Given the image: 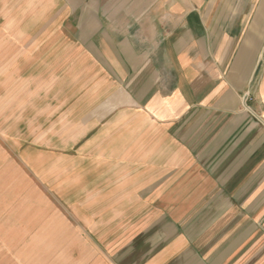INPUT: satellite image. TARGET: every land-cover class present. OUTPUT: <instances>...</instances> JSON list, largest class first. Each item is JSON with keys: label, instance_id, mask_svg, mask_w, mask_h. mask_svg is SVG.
<instances>
[{"label": "crops", "instance_id": "crops-1", "mask_svg": "<svg viewBox=\"0 0 264 264\" xmlns=\"http://www.w3.org/2000/svg\"><path fill=\"white\" fill-rule=\"evenodd\" d=\"M36 7L0 29V264H264V0Z\"/></svg>", "mask_w": 264, "mask_h": 264}, {"label": "rangeland", "instance_id": "rangeland-1", "mask_svg": "<svg viewBox=\"0 0 264 264\" xmlns=\"http://www.w3.org/2000/svg\"><path fill=\"white\" fill-rule=\"evenodd\" d=\"M47 3H48V0H0V29L1 28L3 29V27L7 23L6 18H8V17L5 16L6 18H3V13L5 14V11H6V13H9L10 11H16V9H20L19 11H16L14 13L15 15L16 14L19 15V16H15V19L20 20V19L28 18V17H26L27 14L25 15V12L27 13V11H30L29 10L30 8H32V9L37 8L36 7L37 5H39L41 8L46 7ZM59 3H60L59 1L58 2L56 1V7H58ZM23 13L25 16H23ZM46 14H45V17L48 16V12H46ZM54 30L56 31V29H54ZM42 34H44L45 37L41 36ZM52 35H53V31H52ZM23 36H24L25 40L32 38L30 36V34L27 32ZM46 37H47V31L46 30H42V31L40 30L39 36L36 37V35H34L32 40H35L37 38L42 40L43 38H46ZM8 38H11L10 34L9 33H3V31H2L0 34V87H3V49H4L3 47H5L6 45H7V48H8V46L12 47V45H14V47H16L15 43L11 45V43L8 42L9 41ZM16 50H17V48L16 49L14 48L15 52H16ZM44 242L46 243V241H44ZM30 243H31V241H30ZM40 244H41V242H40ZM31 258H32L31 256L25 257V259H31ZM34 259L36 260L37 264H44L46 262V257L43 258V257L37 256V257H34ZM30 261H29V263H30ZM34 263H35V261H34Z\"/></svg>", "mask_w": 264, "mask_h": 264}]
</instances>
